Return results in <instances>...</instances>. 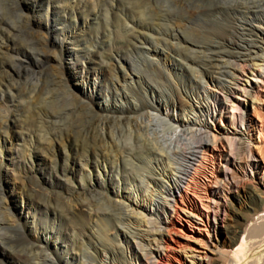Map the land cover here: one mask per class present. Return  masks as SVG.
<instances>
[{
	"label": "bare ground",
	"instance_id": "6f19581e",
	"mask_svg": "<svg viewBox=\"0 0 264 264\" xmlns=\"http://www.w3.org/2000/svg\"><path fill=\"white\" fill-rule=\"evenodd\" d=\"M164 2L151 22L124 24L131 50L123 62L114 55L115 86L85 92L104 101L95 104L102 118L85 128L99 129L104 149L83 150L76 188L94 187L98 200L81 203V217L29 198L13 203V218L0 208V231L18 224L25 236L0 232L3 246L12 242L13 253L0 250L9 264H264L256 189H245L240 223L219 226L253 166L237 110L253 103L246 88L255 80L245 75L261 76L264 65V0ZM220 233L225 240L212 244Z\"/></svg>",
	"mask_w": 264,
	"mask_h": 264
},
{
	"label": "rangeland",
	"instance_id": "374dc122",
	"mask_svg": "<svg viewBox=\"0 0 264 264\" xmlns=\"http://www.w3.org/2000/svg\"><path fill=\"white\" fill-rule=\"evenodd\" d=\"M165 5L164 0H0V208L5 213L13 218V203L29 198L44 211L45 204L59 203L65 206L58 212L81 217V203L94 205L98 200L94 187L92 192L76 188V177L84 172L83 150L104 149L99 129L89 133L85 129L90 119L102 118L104 113L95 104L104 101L94 103L85 92L93 89L104 96L115 86L120 69L114 55L123 62L131 50L124 42L128 34L124 24L139 18L151 22ZM172 7L171 15L177 19ZM261 71L257 78L245 75L255 80L246 88L253 103L237 110L243 119L237 130L253 166L241 179L244 188H232L240 202L231 194L225 201L235 213L220 215L222 231L223 221L242 220L237 214L242 215L248 204L245 189H256L264 202V65ZM66 166L69 173L64 177L60 170ZM0 232L25 237L18 224ZM224 240L221 233L210 238L212 244ZM0 243L1 251L13 253L8 248L12 242ZM2 257L0 253V262L9 264Z\"/></svg>",
	"mask_w": 264,
	"mask_h": 264
}]
</instances>
